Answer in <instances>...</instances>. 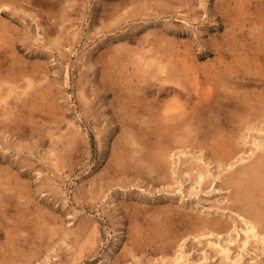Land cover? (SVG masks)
Returning <instances> with one entry per match:
<instances>
[{
  "label": "rangeland",
  "instance_id": "rangeland-1",
  "mask_svg": "<svg viewBox=\"0 0 264 264\" xmlns=\"http://www.w3.org/2000/svg\"><path fill=\"white\" fill-rule=\"evenodd\" d=\"M18 1H0V28L1 30L4 28L2 31L0 30V33L6 31L0 34V43L3 45L0 44V48L2 47L0 61H3V63L0 62V76H9L10 78H7L10 81H7L8 84L6 82L5 85L7 88L10 85L15 89L11 94L9 93V97L0 102V179L4 180V184L0 181V219L1 223H8L10 226L8 228L14 234L13 237H16V240H12L6 245L10 239L6 235L10 236V234L1 235L0 249L4 252L0 250V264H10L11 262V264H113L114 257L123 251L125 243L131 240L133 235L136 236L137 242L145 239L147 242L154 243L151 241L154 240L153 235L155 232L158 235L161 234L158 232V228H161V223L164 221L163 214H161L162 218L158 216L160 207L169 204L175 211L173 214L178 217L171 222L168 218L165 220L167 223L170 222L169 224L174 228L176 224L180 223V220H177L181 218L178 215L179 212H182L183 215L185 212H192L191 214L203 217H217L225 225L231 226V229L226 232L213 231L208 227L209 229L205 228V231L204 229L201 230L202 232L199 231V234L192 233L188 236L182 234L186 230L185 227L175 228L179 229V232L171 236L168 234L170 231L166 230L162 235L167 237L168 242L175 237L172 239L174 241H170L172 246L168 247L167 253H163L164 251L155 252L148 245L147 249L142 248L134 251L126 260H123L122 264H264V224H257L255 229L257 236L254 235L255 230L252 229V226L250 227L252 223L256 222V219L253 218L257 215L256 211L259 210V206L254 204L259 201L255 198L259 193L255 189L254 192H248L247 196L254 200V204L250 203L248 197L239 196L240 199L233 197L240 191L239 188L237 189V183L240 180L238 178L242 179L246 174L254 171V167H257L256 165L259 163L257 155H264V115L262 114L264 108V1ZM144 2L146 3L144 4ZM45 5L46 7H44ZM168 5L172 7L169 8ZM105 8L108 10L105 11ZM152 9L154 10L152 11ZM126 11L128 12L126 13ZM112 19L115 20V23L111 22ZM170 43L172 44L170 45ZM166 55L168 57L165 58ZM176 55L177 58H175ZM149 59L158 61L152 62L153 66H148L146 62ZM185 59L188 60V64ZM159 60L161 61L159 62ZM160 63L164 65L168 63L165 65L166 72L161 68L158 69ZM12 65L26 67L25 75L27 77L25 75L20 77L19 72L12 69L14 68ZM107 65L108 67H106ZM229 68L231 72H229ZM180 71H182V75ZM150 73L153 74L152 77L149 76ZM168 74L169 77L186 78V84H191L194 79H198L211 85L214 89L216 94L213 93L214 97L211 95L208 100L205 99V103L213 102L215 108L216 105L220 106L210 114L203 107L207 112L203 118L209 120L203 122L202 127L198 122L190 124L188 119L187 122L181 124L182 119L165 120L163 118L162 112L166 113L163 108L165 110L174 95L171 94L172 97L167 94L162 96L156 88L162 84L164 86L171 84L164 82ZM144 75L146 78L149 76L151 79H148L151 81L156 80L154 81L156 92L146 93L141 89V85L145 83ZM205 75L207 76L205 77ZM195 76L199 77L194 78ZM40 79H43L42 82ZM29 80L34 82L33 90L30 87L28 90ZM162 81L163 83H161ZM24 86L27 88V92L29 91L27 94H22L23 97L26 96L25 104L23 103L25 101H22L24 98L17 96V92L22 93V90L25 89ZM178 87L181 86L178 85ZM235 90L240 92H235ZM216 91L219 93L217 94ZM32 94L34 95L32 96ZM148 95L150 96L148 97ZM226 95L232 97L229 98ZM135 96H140L137 103L133 101ZM182 99L186 101V98ZM182 99L179 98L183 103ZM198 99V97L194 98L195 101ZM214 99L219 101L216 102ZM246 99H250V103ZM16 100L18 104H16ZM163 100L166 102L164 103ZM195 101L187 102L186 117L190 115L189 110L194 109L192 105ZM118 103L120 106H117ZM138 103L144 106L138 105ZM246 103H249L254 111V117L249 116L251 119L246 116L247 112L244 106ZM142 107L148 109H142ZM117 108L120 111H117ZM140 111L142 114L146 111L143 115L146 116L148 113L147 118L142 117ZM3 115L5 118L2 117ZM222 116L225 120L222 119ZM126 117L129 120L134 118L138 125L142 124L141 126L147 130H156V133L160 131L167 134L166 140L170 141L168 143L172 147V157H169L170 180L168 178H166L167 180H156L152 177L150 173H147L150 169L147 162L137 165L141 162L140 153H134V148L140 147L141 144L139 142L132 144V140H127L129 132L132 131L127 128L128 124L126 123L129 121ZM227 117L231 119H226ZM8 118L10 119L8 120ZM143 120H146L147 123ZM224 122L226 123L224 124ZM168 123H171L174 128L168 126ZM7 124H9L8 127ZM175 124L178 125L175 126ZM227 125H229L228 129ZM156 127L162 129H155ZM173 134L174 137H172ZM185 134L191 136V140ZM153 137L156 139L155 136ZM80 138L81 140H79ZM210 140L212 141L208 142ZM232 140L238 141V143ZM219 144L223 147L230 144L237 151V155L229 162V165L226 161L217 162L212 157L214 156L213 151L220 147ZM124 148H127L126 152H124ZM239 150L241 151L240 155H238ZM121 152L125 153L127 158H131L128 160L129 164L132 162L131 164L134 163L136 167L139 166L144 170L122 169L121 172H116L113 167L116 163L114 160L118 159ZM135 156L138 159L135 160ZM239 156L243 159L241 160ZM114 157L115 159L112 160ZM183 159L187 160L188 167L183 163L185 162ZM194 160L196 163L201 161L198 162L201 165L197 167ZM188 161L191 164L193 162L195 166L188 165ZM202 165L205 167L204 174L209 176L204 179L205 182L206 179L209 180L208 183H205V185L209 184L207 186L204 185V182L203 185L197 182L199 171L204 169ZM210 167L214 169L208 171ZM196 168H200V170ZM243 169L245 171L247 169L249 172L246 173L247 171L245 172ZM191 170L196 171L191 174ZM212 172L216 175L215 177ZM195 173H197L196 177H194ZM233 180L236 183L232 182ZM210 181L212 182L210 183ZM124 190L127 191L126 194ZM248 193L246 192V194ZM16 196L18 200L15 198ZM244 198L248 201H245ZM128 202H133V205L139 202L136 204L139 205V209L141 204L143 207L141 211H137L135 207L125 205ZM149 203H152L153 207ZM178 205L180 206L178 207ZM199 207L202 209L201 212ZM133 208L134 210H132ZM262 210L264 212V209ZM150 214H154V216L151 217ZM259 215L264 214L260 212ZM52 222L55 228L52 226ZM149 222L150 224H148ZM133 225H137V229ZM40 226L42 231L38 229ZM189 226V230L192 231L191 225ZM45 228L47 229L45 230ZM20 230L22 235L24 233V237H30V239L21 238V233L18 234ZM231 234L233 240H231ZM248 234H250L249 238ZM226 239L229 240V243ZM6 240L8 241L6 242ZM2 241L6 244H3ZM18 241L20 242L18 243ZM39 243H41L40 247ZM10 244L13 245L12 250H10ZM13 247H16L15 250ZM223 247L230 248L229 257L222 253ZM13 251L16 252L13 254ZM20 255L22 256L20 257ZM5 256L6 260L2 259ZM19 258H22L23 261Z\"/></svg>",
  "mask_w": 264,
  "mask_h": 264
},
{
  "label": "bare ground",
  "instance_id": "bare-ground-1",
  "mask_svg": "<svg viewBox=\"0 0 264 264\" xmlns=\"http://www.w3.org/2000/svg\"><path fill=\"white\" fill-rule=\"evenodd\" d=\"M0 1H3V0H0ZM20 1V0H19ZM18 1V2H19ZM38 1V0H37ZM75 1V0H74ZM134 1V0H133ZM264 1V0H263ZM16 2V1H15ZM23 2V1H22ZM26 2V1H25ZM39 2V1H38ZM45 2V1H44ZM50 2V1H49ZM58 2V1H57ZM128 2V1H127ZM131 2V1H130ZM148 2V1H147ZM150 2V1H149ZM74 3V2H73ZM76 3V2H75ZM78 3V2H77ZM122 3V2H121ZM132 3V2H131ZM146 2H144V4H145ZM160 3V2H159ZM166 3V2H165ZM14 4V3H13ZM21 4V3H20ZM28 4V3H27ZM51 4H52V2H51ZM70 4V3H69ZM126 4H128V3H126ZM153 4V3H152ZM8 5V4H7ZM43 5V4H42ZM47 5V4H46ZM46 5L44 6V7H46ZM57 5V4H56ZM71 5V4H70ZM109 5V4H108ZM112 5V4H111ZM117 5V7H118V3L116 4ZM122 5V4H121ZM40 6H41V4H40ZM115 6V5H114ZM151 6V5H150ZM171 6V5H170ZM261 6V5H260ZM1 7V6H0ZM15 7V6H14ZM32 7H33V5H32ZM35 7V6H34ZM53 7V6H52ZM123 7V6H122ZM146 7V6H145ZM168 7H169V5H168ZM172 7V6H171ZM171 7H169V8H171ZM2 8H3V6H2ZM7 8V7H6ZM48 8V7H47ZM54 8V7H53ZM58 8H60V7H58ZM62 8V7H61ZM74 8V7H73ZM78 8V7H77ZM150 8V7H149ZM162 8V7H161ZM168 8V9H169ZM9 9H10V7H9ZM8 9V10H9ZM55 9V8H54ZM1 10V9H0ZM7 10V9H6ZM108 10V8H105V11H107ZM118 10V9H117ZM126 10H128V9H126ZM145 10V9H144ZM149 10V9H148ZM154 9H152V11H153ZM156 10V9H155ZM165 10V9H164ZM170 10V9H169ZM17 11V10H16ZM48 11H49V9H48ZM60 11V10H59ZM159 11V10H158ZM14 12V11H13ZM56 12V11H55ZM122 12H123V10H122ZM125 12V11H124ZM128 11H126V13H127ZM139 12H140V10H139ZM150 12V11H149ZM166 12V11H165ZM172 12V11H171ZM15 13V12H14ZM57 13V12H56ZM70 13H71V11H70ZM109 13V12H108ZM1 14V13H0ZM55 14V13H54ZM68 14V13H67ZM113 14V13H112ZM125 14V13H124ZM172 14V13H171ZM5 15V14H4ZM122 15V14H121ZM55 16H57V15H55ZM65 17V16H64ZM70 17H71V15H70ZM69 17V18H70ZM4 18V17H3ZM15 19V18H14ZM73 19V18H72ZM108 19V18H107ZM128 19V18H127ZM142 19V18H141ZM68 20V19H67ZM74 20V19H73ZM134 20V19H133ZM136 20V19H135ZM75 21V20H74ZM113 21V23H115L114 21V19H112L111 20V22ZM13 22V21H12ZM117 22V21H116ZM119 22V21H118ZM237 22V21H236ZM2 24V23H1ZM111 24V23H110ZM135 24V23H134ZM241 24V23H240ZM132 25V24H131ZM143 25H145V24H143ZM170 25V24H169ZM15 26V25H14ZM138 26V25H137ZM130 28V27H129ZM4 29V28H3ZM2 29V30H3ZM135 29H136V27H135ZM0 30H1V28H0ZM1 30V31H2ZM9 30V29H8ZM12 30V29H11ZM16 30V29H15ZM113 30V29H112ZM129 30V29H128ZM177 30V29H176ZM0 31V32H1ZM107 31V30H106ZM161 31V30H160ZM6 32V31H5ZM5 32H2V33H0V34H3V33H5ZM9 32H10V30H9ZM8 32V33H9ZM176 32V31H175ZM8 33H6V34H8ZM115 33V32H114ZM117 33V32H116ZM10 34V33H9ZM12 34V33H11ZM107 34V33H106ZM134 34V33H133ZM1 36V35H0ZM113 36V35H112ZM131 36V35H130ZM133 36V35H132ZM158 36V35H157ZM8 37V36H7ZM136 37V36H135ZM159 37V36H158ZM157 37V38H158ZM164 37V36H163ZM3 38H4V36H3ZM10 39H12L11 37H9ZM133 38V37H132ZM146 38V37H145ZM1 39H2V37H1ZM139 39V38H138ZM137 39V40H138ZM156 39V38H155ZM163 39V38H162ZM5 40V39H4ZM133 40H134V38H133ZM135 40H136V38H135ZM150 40V39H149ZM11 41V40H10ZM9 41V42H10ZM146 41V40H145ZM154 41V40H153ZM164 41V40H163ZM8 42V43H9ZM19 42H20V40H19ZM150 42V41H149ZM1 44V43H0ZM4 44V43H3ZM14 44H16V43H14ZM144 44V43H143ZM152 44V43H151ZM163 44H165V43H163ZM172 43H170V45H171ZM191 44V43H190ZM2 45V44H1ZM22 45V44H21ZM152 45H154V44H152ZM156 45V44H155ZM158 45H160V44H158ZM158 45H157V47H158ZM178 45V44H177ZM3 46V45H2ZM19 46V45H18ZM164 46V45H163ZM176 46V45H175ZM192 46V45H191ZM213 46H215V45H213ZM146 47V46H145ZM217 47H218V45H217ZM2 48V47H1ZM0 48V49H1ZM15 48V47H14ZM17 48V47H16ZM118 48H121V47H118ZM154 48V47H153ZM161 48V47H160ZM177 48V47H176ZM176 48H174V49H176ZM188 48V47H187ZM191 48H193V47H191ZM216 48V47H215ZM7 49V48H6ZM9 49H11V48H9ZM150 49V48H149ZM162 49V48H161ZM171 49V48H170ZM207 49V48H206ZM217 49V48H216ZM221 49V48H220ZM3 50L5 51V49H4V47H3ZM12 50V49H11ZM22 50V49H21ZM154 50V49H153ZM157 50V49H156ZM166 50V49H165ZM203 50H204V48H203ZM217 50H219V49H217ZM155 51V50H154ZM161 51V50H160ZM176 51V50H175ZM174 51V52H175ZM179 51H180V49H179ZM186 51H188V50H186ZM185 51V52H186ZM210 51V50H209ZM15 52H17V51H15ZM153 52V51H152ZM159 52V51H158ZM158 52H156V53H158ZM166 52V51H165ZM164 52V53H165ZM208 52V51H207ZM13 53V52H12ZM18 53V52H17ZM154 53V52H153ZM153 53H151L152 55H153ZM160 53V52H159ZM181 53V52H180ZM189 54H190V52H188ZM163 54V53H162ZM170 54H172V53H170ZM178 54V53H177ZM183 54H185V53H183ZM0 55H1V51H0ZM4 55V54H3ZM11 55H14V54H11ZM105 55V54H104ZM179 55V54H178ZM4 56H7V55H4ZM8 56H9V54H8ZM163 56H164V54H163ZM172 57H174L173 55H171ZM181 56V55H180ZM185 56V55H184ZM184 56H183V59H184ZM187 56V55H186ZM192 56H193V54H192ZM153 57V56H152ZM155 57H156V55H155ZM166 57H168L167 55L165 56V58ZM179 57V56H178ZM182 57V56H181ZM197 57V56H196ZM164 58V59H165ZM175 58H177V55H176V57ZM180 58V57H179ZM187 58V57H186ZM190 58H192V57H190ZM189 58V59H190ZM2 59V58H1ZM6 59V58H5ZM13 59V58H12ZM158 59H159V56H158ZM162 59V58H161ZM168 59V58H167ZM181 59V58H180ZM9 60H10V58H9ZM113 60V59H112ZM163 60V59H162ZM173 60V59H172ZM175 60V59H174ZM191 60V59H190ZM34 61V60H33ZM155 59L153 60H151L150 61V59H149V61L147 60V65L148 66H153V64L155 63V62H157V61H155ZM161 60H159V62H160ZM175 61H177V60H175ZM185 61H186V63H187V61L188 60H186L185 59ZM192 61H193V59H192ZM196 61V60H195ZM0 62H2L3 63V61H0ZM10 62H12L11 60H10ZM97 62V61H96ZM108 62V61H107ZM152 62H154L153 64H152ZM171 62V61H170ZM109 63V62H108ZM112 63H113V61H112ZM172 63V62H171ZM181 63V62H180ZM32 64V63H31ZM31 64H30V67H31ZM38 64V63H37ZM45 64V63H44ZM168 63H165V65H167ZM188 64V63H187ZM7 65V64H6ZM156 65H157V63H156ZM164 64H161L160 63V67H158V69L159 68H161L162 69V71H164V72H166L167 70H166V66H165ZM183 65V64H182ZM181 65V66H182ZM192 65V64H191ZM13 66V65H12ZM175 66V65H174ZM178 66V65H177ZM180 66V67H181ZM14 67V66H13ZM106 67H108V65L106 66ZM187 67V66H186ZM186 67H185V69H186ZM25 68V69H24ZM33 68V67H32ZM31 68V69H32ZM110 68V67H109ZM174 68H176V67H174ZM6 69V68H5ZM12 69H14V71L16 70L17 72H19V75H20V77H21V75H25L26 73H27V69H26V67H20V66H16V67H14V68H12ZM22 69V70H21ZM39 69H41V68H39ZM113 69V68H112ZM170 69V68H169ZM173 69V68H172ZM181 69H183V68H181ZM193 69V68H192ZM198 69V68H197ZM2 70V69H1ZM9 70V69H8ZM114 70V69H113ZM153 70V69H152ZM175 70V69H174ZM180 70V69H179ZM191 70V69H190ZM194 70V69H193ZM31 71V70H30ZM178 71V70H177ZM183 71V70H182ZM182 71H180L181 72V75H182ZM184 71H186V70H184ZM192 71V70H191ZM115 72V71H114ZM149 72H151V70H149ZM160 72V71H159ZM180 72H177L178 74H180ZM187 72H189L188 70H187ZM195 72V71H194ZM229 72H231L230 71V68H229ZM107 73V72H106ZM153 73V72H152ZM201 73H203V72H201ZM235 73V72H234ZM12 74V73H11ZM16 74V73H15ZM183 74H185V73H183ZM192 74V73H191ZM195 74V73H194ZM17 75H18V73H17ZM37 75H38V73H37ZM114 75V74H113ZM116 75V74H115ZM119 75V74H118ZM152 75L153 74H149V76H151L152 77ZM193 75V74H192ZM231 75H232V73H231ZM26 77H27V75H25ZM30 76V75H29ZM34 76H36V75H34ZM147 76V75H146ZM148 76V78H150ZM159 76V75H158ZM170 75L168 74V76L167 77H165V79H164V82L166 81V82H169V83H171V84H168L169 86H164V84H162V85H160L159 86V88H156L157 89V91L159 90L160 92H159V94H162V96L163 95H170L171 97H172V95H174V98H173V100L171 101V102H167L168 103V105H166V107H165V110H164V108H163V111H165L166 113H164V112H162V114H163V118L166 120V119H169V120H179V119H182L181 120V124H183V123H185V122H187V119L189 120V123L190 124H193V123H196V122H198L199 123V126H203V122H208L207 120H209V119H204L203 118V116L204 115H206V113L207 112H205V109H207V111H208V113L210 114V113H214V111H215V109L216 108H219V106L220 105H216L217 107L215 108V105L214 104H212V103H208V104H206L205 103V99L206 100H208V97H211V95L214 93V89L211 87V85H209V84H205L204 83V81H200V80H198V79H194L192 82H191V84H186V82H185V79L186 78H182V77H178V78H175V77H169ZM197 76V75H196ZM194 77V78H198V77ZM207 75H205V77H206ZM233 76V75H232ZM6 77V76H5ZM5 77H2V76H0V102H3L7 97H9V93L11 94V92H13L15 89H14V87L13 86H8V88H7V86L5 85V83L7 82V81H10V80H8V78H10L9 76H7L6 78ZM37 77V76H36ZM46 77V76H45ZM144 77H145V75H144ZM157 77V76H156ZM190 77V76H189ZM220 77V76H219ZM14 78V77H13ZM148 78H144L145 80V83L144 84H142L141 85V89L143 90V91H145L146 93H150V92H152V93H154V92H156L155 91V87H154V85L156 84L154 81H156V80H153V81H151L150 79H148ZM155 78V77H154ZM164 78V77H163ZM192 78V77H191ZM7 79V80H6ZM37 79V78H36ZM43 79H46V78H43ZM43 79H40L41 81L40 82H42V80ZM200 79V78H199ZM222 79V78H221ZM23 80V79H22ZM25 80H26V78H25ZM34 80V79H33ZM33 80H29V82H28V84H27V87H28V90H29V87L32 89V87H34L35 85H34V82H33ZM214 80H216V79H214ZM16 81V80H15ZM15 81H13L14 83H15ZM18 81V80H17ZM16 81V82H17ZM38 82H39V80H37ZM186 81H187V79H186ZM13 82H11V83H13ZM114 82V81H113ZM138 82H139V80H138ZM218 82V81H217ZM25 83V82H24ZM161 83H163V81L161 82ZM187 83H189V82H187ZM7 84H8V82H7ZM16 84V83H15ZM38 84H40V83H38ZM38 84H37V86H38ZM159 84H160V82H159ZM166 84V83H165ZM4 85H5V87H4ZM13 85V84H12ZM19 85V84H18ZM25 85V84H24ZM42 85V84H41ZM175 85H177V86H175ZM178 85H180L181 87H178ZM229 85V84H228ZM26 86V85H25ZM24 86V87H25ZM219 86V85H218ZM41 87V86H40ZM44 87V86H43ZM139 87H140V85H139ZM169 87H171V88H169ZM233 87V86H232ZM217 88V87H216ZM234 88V87H233ZM232 88V89H233ZM36 89V88H35ZM171 89V90H170ZM218 89V88H217ZM216 89V90H217ZM33 90V89H32ZM45 90V89H44ZM222 90V89H221ZM221 90H219V91H221ZM135 91V90H134ZM141 91V90H140ZM223 91H224V89H223ZM222 91V92H223ZM29 92V91H28ZM27 92V88L25 87V89L24 90H22V93L19 91V92H17L18 94H17V96H18V98H22L23 96H22V94L23 93H28ZM35 92V91H34ZM46 92H48V91H46ZM144 92V93H145ZM217 92V91H216ZM235 92H240V91H236L235 90ZM37 93V92H36ZM45 93V92H44ZM119 93V92H118ZM123 93H124V91H123ZM136 93V92H135ZM151 93V94H152ZM158 93V92H157ZM157 93H156V95H157ZM219 92H217V94H218ZM224 93H225V91H224ZM31 94V93H30ZM51 94V93H50ZM150 94V95H151ZM172 94V95H171ZM216 93H214V95H215ZM221 94V93H220ZM227 94V93H226ZM24 95V94H23ZM34 94H32V96H33ZM36 95V94H35ZM37 95H39V93H37ZM42 95V94H41ZM44 95V94H43ZM142 95V94H141ZM147 95V94H146ZM145 95V96H146ZM150 95H148V97L150 96ZM223 95V94H222ZM231 95V94H230ZM12 96V95H11ZM10 96V97H11ZM213 96V95H212ZM227 96V95H226ZM238 96V95H237ZM26 97V96H25ZM25 97H23L24 99H22V101L24 100L25 102H23L24 104L26 103V100H25ZM38 97V96H37ZM43 97V96H42ZM45 97V96H44ZM132 97V96H131ZM161 97V96H160ZM170 97V98H171ZM195 97H198L199 99L197 100V101H195L194 100V98ZM214 97V96H213ZM219 97H221V95H219ZM227 97H229V96H227ZM230 97H232V96H230ZM229 97V98H230ZM32 98H34V97H32ZM87 98V97H86ZM85 98V99H86ZM119 98V97H118ZM139 98H140V96H135L134 98H133V101H134V103L136 102L137 103V101L139 102ZM179 98L180 99H182V98H186V101H184L185 99H182L183 100V103L181 102V100H179ZM248 98V97H247ZM27 99V98H26ZM36 99V98H35ZM88 99V98H87ZM127 99V98H126ZM147 99V98H146ZM158 99V98H157ZM164 99V98H163ZM169 99V98H168ZM168 99H166V101H168ZM223 99V98H222ZM222 99H220V100H222ZM225 99V98H224ZM236 99V98H235ZM31 100V99H30ZM119 100H120V98H119ZM125 100V99H124ZM150 100H154V99H150ZM149 100V101H150ZM160 100H161V98H160ZM226 100V99H225ZM237 100V99H236ZM239 100V99H238ZM247 100V99H246ZM17 101V100H16ZM36 101V100H35ZM39 101V100H38ZM140 101H141V99H140ZM148 101V100H147ZM146 101V102H147ZM157 101V100H156ZM164 101V100H163ZM162 101V102H163ZM166 101H164V103L166 102ZM192 101H195L194 102V105H192L193 107H194V109H188L190 112V115L189 116H185V114H186V109L185 108H187V107H185V106H188V104H187V102H192ZM214 101H219V100H215L214 99ZM248 102L250 101V99L249 100H247ZM7 102V101H6ZM6 102H5V104H6ZM33 102V101H32ZM119 103H120V101H118ZM122 102H123V100H122ZM121 102V103H122ZM129 102V101H128ZM144 102H145V99H144ZM152 103H153V101H151ZM158 102V101H157ZM156 102V103H157ZM209 102V101H208ZM239 102V101H238ZM10 103V102H9ZM20 103V102H19ZM22 103V102H21ZM20 103V104H21ZM30 103V102H29ZM39 103V102H38ZM119 103L117 104V106H120L119 105ZM193 103V102H192ZM223 103V102H222ZM231 103V102H230ZM240 103V102H239ZM242 103V102H241ZM250 103V102H249ZM249 103H246L244 106H245V110H246V116H250L251 118H252V116H253V110H252V108L249 106L250 104ZM16 104H18V101H17V103ZM34 104H35V102H34ZM126 104H127V102H126ZM146 104V103H145ZM238 104V103H237ZM0 105H1V103H0ZM32 105V104H31ZM138 105H141L140 103H138ZM143 105V104H142ZM141 105V106H142ZM146 105H148V104H146ZM152 105V104H151ZM165 105V104H164ZM229 105H231V104H229ZM239 105V104H238ZM253 105V104H252ZM10 106V105H9ZM15 106V105H14ZM116 106V107H117ZM129 106V105H128ZM144 106V105H143ZM152 106H154V105H152ZM190 106H191V104H190ZM222 106V105H221ZM1 107V106H0ZM6 107V106H5ZM24 107V106H23ZM203 107L205 108V109H203ZM234 107V106H233ZM237 107V106H236ZM119 108V107H118ZM118 108H117V111H120V110H118ZM122 108V107H121ZM133 108V107H132ZM137 108V107H136ZM141 108V107H140ZM144 107H142V109H143ZM145 108H147V107H145ZM144 108V109H145ZM154 108V107H153ZM232 108V107H231ZM244 108V107H243ZM12 109V108H11ZM31 109V108H30ZM148 109V108H147ZM146 109V110H147ZM224 109V108H223ZM242 109V108H241ZM254 109V108H253ZM3 110V109H2ZM140 110V109H139ZM156 110V109H155ZM154 110V111H155ZM159 110V109H158ZM222 110V109H221ZM243 110V109H242ZM12 111V110H11ZM126 111V110H125ZM134 111V110H133ZM148 111H150V110H148ZM152 111V110H151ZM220 111V110H219ZM228 110H226V112H227ZM236 111V110H235ZM18 112V111H17ZM24 112V111H23ZM34 112V111H33ZM123 112V111H122ZM127 112V111H126ZM142 111H140V113H141ZM144 112H146V111H144ZM144 112H143V114H144ZM230 112V111H229ZM239 112V111H238ZM6 113V112H5ZM121 113V112H120ZM119 113V114H120ZM150 113V112H149ZM155 113V112H154ZM228 113V112H227ZM231 113V112H230ZM13 114H15L14 112H13ZM32 114V113H31ZM128 114V113H127ZM136 114V113H135ZM142 114V113H141ZM142 114V115H143ZM148 114V113H147ZM147 114H146V116L145 115H141L142 117H144L145 116V118H147ZM260 114H261V112H260ZM262 114L264 115V108L262 109ZM18 115V114H17ZM30 115V114H29ZM124 115V114H123ZM131 115H132V112H131ZM130 115V116H131ZM138 115V114H137ZM149 115V114H148ZM159 115V114H158ZM188 115V114H187ZM229 115V114H228ZM239 116H241L240 114H238ZM237 115V116H238ZM256 115V114H255ZM120 116V115H119ZM125 116V115H124ZM128 116V115H127ZM151 116H153V115H151ZM209 116H211V115H209ZM221 116V115H220ZM227 116V115H226ZM258 116V115H257ZM3 118H5L4 117V115L2 116ZM31 117V116H30ZM132 117V116H131ZM155 117H157V116H155ZM212 117V116H211ZM249 117V118H250ZM254 117V116H253ZM126 118H128V117H126ZM125 118V119H126ZM139 119H140V117H138ZM144 118V119H145ZM149 118H151V117H149ZM148 118V119H149ZM154 118V117H153ZM215 118H217V117H215ZM238 118V117H237ZM250 118V119H251ZM259 118V117H258ZM10 118H8V120H9ZM123 119V118H122ZM142 119V118H141ZM155 119V118H154ZM154 119H153V121H154ZM222 119H224L223 118V116H222ZM226 119H231V118H226ZM235 119V118H234ZM250 119H249V121H250ZM6 120V119H5ZM8 120H7V122H8ZM12 120V119H11ZM17 120V119H16ZM147 120V119H146ZM146 120H143V121H145L146 122ZM160 120V119H159ZM212 120V119H211ZM216 120V119H215ZM225 120V119H224ZM128 121H129V123H126V124H128L127 125V128H129L132 132H129L130 133V135L127 137V140H129V141H131L132 142V144H133V142H136V143H140L141 145H140V147H135L134 148V153H140V163H137V165L139 164V165H143V164H145L146 162H147V165L148 166H150V169L148 170V172L147 173H150L151 175H152V177H154V178H156V180L158 179H163V180H165L166 178H168V180H170V174H169V157L171 156L172 157V155H171V151H172V147H170L169 146V143H168V141L169 140H166L167 138H166V136H167V134L166 133H164L163 132V130H162V132L163 133H161L159 130H161L160 128H155V129H159V130H157V131H159V132H155V131H151V130H147L146 128H144V127H142L141 125H138L137 124V122H136V120L134 119V118H132V119H130L129 120V118H128ZM142 121V122H143ZM149 121V120H148ZM217 121V120H216ZM3 122V121H2ZM6 122V121H5ZM140 122V121H139ZM165 122V121H164ZM168 122H170V121H168ZM177 122V121H176ZM179 122V121H178ZM193 122V123H192ZM202 122V123H201ZM243 122V121H242ZM241 122V123H242ZM19 124H20V122H18ZM147 123V122H146ZM152 123V122H151ZM173 123V122H172ZM210 123V122H209ZM226 122H224V124H225ZM231 123V122H230ZM244 123H246V122H244ZM126 124L124 123V126H126ZM145 124V123H144ZM156 124V123H155ZM157 124H159V123H157ZM180 124V123H179ZM8 125L9 124H7V127H8ZM11 125H13V124H11ZM18 125V124H17ZM22 125V124H21ZM123 125V124H122ZM148 125V124H147ZM162 125V124H161ZM168 126H170V127H173L174 128V126L173 125H171V123L169 124H167ZM178 124H175V126H177ZM24 126V125H23ZM153 126V125H152ZM163 126V125H162ZM182 126V125H181ZM186 126V125H185ZM213 126V125H212ZM215 126V125H214ZM225 126V125H224ZM228 126L229 125H227L226 127H227V129H228ZM16 127V126H15ZM18 127V126H17ZM166 127V126H165ZM189 127V126H188ZM230 127H231V125H230ZM234 127V126H233ZM11 128V127H10ZM14 128V127H13ZM176 128V127H175ZM180 128V127H179ZM193 128V127H192ZM217 128V127H216ZM18 129H19V127H18ZM23 129V128H22ZM191 129V128H190ZM196 129V128H195ZM223 129V128H222ZM20 130V129H19ZM165 130V129H164ZM168 130V129H167ZM179 130V129H178ZM183 130H184V128H183ZM216 130V129H215ZM171 131V130H170ZM170 131H168V132H170ZM196 131V130H195ZM194 131V132H195ZM204 131V130H203ZM207 131V130H206ZM205 131V132H206ZM209 132V131H208ZM211 132V131H210ZM209 132V133H210ZM217 132V131H216ZM216 132H214V133H216ZM219 132V131H218ZM155 133V134H154ZM172 133H173V131H172ZM175 133V132H174ZM192 133H193V131H192ZM196 133V132H195ZM213 133V134H214ZM154 134V135H153ZM177 134V133H176ZM180 134V133H179ZM169 135H170V133H169ZM168 135V136H169ZM186 136L188 135V134H185ZM208 135V134H207ZM228 135V134H227ZM153 136H155V138L156 139H154V137ZM181 136V135H180ZM195 136V135H194ZM203 136V135H202ZM229 136V135H228ZM172 137H174V134L172 135ZM180 138V137H179ZM187 138H190V140H191V136H187ZM201 138V137H200ZM213 138V137H212ZM211 138V139H212ZM218 138H219V136H218ZM234 138V137H233ZM232 138V139H233ZM78 139V138H77ZM182 139V138H181ZM215 140H216V137L214 138ZM79 140H81V138L79 139ZM220 140H221V138H220ZM228 140H229V138H228ZM227 140V141H228ZM234 140H235V138H234ZM236 140H237V138H236ZM76 141V140H75ZM186 141H188V140H186ZM185 141V142H186ZM194 141V140H193ZM192 141V142H193ZM212 140H210V141H208V142H211ZM226 141V142H227ZM233 141V140H232ZM170 142V141H169ZM233 142H237L238 143V141H233ZM174 143H176V142H174ZM206 143V142H205ZM237 143H235V144H237ZM77 144V146H78V143H76ZM178 144V143H177ZM225 144V143H224ZM223 144V145H224ZM135 145V144H134ZM179 145H182L181 143H179ZM198 145V144H197ZM203 145V144H202ZM220 145V144H219ZM132 146V145H131ZM136 146V145H135ZM199 146V145H198ZM209 146H211V145H209ZM203 147V146H202ZM214 147V146H213ZM233 147H234V145H233ZM76 148V147H75ZM200 148V147H199ZM235 148H236V146H235ZM240 148V147H239ZM259 148V147H258ZM126 150H127V148H124V152H126ZM202 150H204V149H202ZM120 151V150H119ZM131 151V150H130ZM240 151V150H239ZM77 152V151H76ZM212 152V151H211ZM214 156H212V157H214L216 160H217V162H221V161H226V163H228V165H229V162H231L232 161V159L237 155V151L234 149V148H232L231 147V145L229 144V146L227 145V146H225V147H223V146H221L220 145V147H218V148H216L214 151ZM244 152H246V151H244ZM239 153H241V151L240 152H238V155H240ZM77 154V153H76ZM121 155H118V159L117 160H114L115 159V157L112 159V160H114V161H116V163L113 165V167H114V170L117 172V171H119V172H121L122 171V169H125V170H129V169H136L135 171H143L144 169H142L141 167H136L135 165L136 164H129V161L128 160H130L131 158H127L126 157V155H124L125 153H123L122 154V152L120 153ZM127 154V153H126ZM130 154V153H129ZM175 154V153H174ZM213 154V153H212ZM264 154V153H263ZM244 155V154H243ZM259 155V154H258ZM257 155V158L259 159L258 160V165H256L257 167H254V171L252 170V172H250V174L248 173L249 171L246 169V171H245V169H243L246 173H248V175L246 174L242 179L241 178H238V179H240L239 181H238V183H237V189L238 190H240L239 191V194H236V196H234L233 195V197H236V198H238V199H240L239 198V196H245V197H248L247 195H249V191H255V190H257L258 191V193H259V195H256L257 197H255V195H253V197H255V198H257L259 201H258V203L256 202V204H254V200H252V199H250L249 197H248V199H249V201H250V203L252 202V204H254V205H256V206H259V210L258 211H260V209H261V211L260 212H262L263 214H264V212H263V210L262 209H264V204H263V202H264V186L262 187V185H264V155H261V156H258ZM113 156V155H112ZM68 158H70V157H68ZM133 158V157H132ZM135 158V160L136 159H138L136 156L134 157ZM202 158V157H201ZM204 158V157H203ZM239 158L241 159V157L239 156ZM199 160H200V157L198 158ZM237 159V158H236ZM239 159V160H240ZM242 159H243V157H242ZM241 159V160H242ZM184 160V159H183ZM182 160V161H183ZM191 160V159H190ZM193 160V159H192ZM191 160V161H192ZM204 160H205V158H204ZM238 160V159H237ZM257 160V159H256ZM185 161V160H184ZM187 161V160H186ZM186 161L185 162H183L185 165H186V167H188L187 166V163H186ZM190 161V162H191ZM206 161V160H205ZM27 162V161H26ZM171 162V164H172V161H170ZM194 163H196L195 162V160L193 161ZM193 162H192V164L191 163H189V161H188V165H192V166H195V165H193ZM199 163L201 162V161H198ZM198 162L196 163V165H198L197 167H199V165H201V164H198ZM234 162V161H233ZM59 163V162H58ZM57 163V164H58ZM207 163V162H206ZM223 163V162H222ZM235 163H236V161H235ZM220 164V163H219ZM234 164V163H233ZM256 164V163H255ZM129 165V166H128ZM221 165V164H220ZM227 165V166H228ZM64 166V165H63ZM192 166H191V168H192ZM203 166V165H202ZM202 166H201V168H202ZM207 166V165H206ZM219 166V165H218ZM224 166V165H223ZM233 166V165H232ZM254 166V165H253ZM204 167V166H203ZM220 167V166H219ZM145 168H146V166H145ZM195 168V167H194ZM196 169H199L200 170V168H196ZM214 169V168H213ZM211 167H210V170H208V171H211V170H213ZM234 169V168H233ZM232 169V170H233ZM253 169V168H252ZM184 171H185V169H183ZM198 170V171H199ZM250 171H251V169H249ZM9 171V170H8ZM180 171V170H179ZM192 171V170H191ZM193 171H196V170H193ZM193 171L192 172H190L191 174L193 173ZM204 171H205V167H204V169H202V170H200L199 172V174L197 175L198 176V180H197V182L199 183V184H201V185H203V182H204V185H205V183H208L209 182V180L208 179H206V182L204 181V179L206 178V176L207 175H205L204 174ZM153 172H155V174H153ZM171 172V171H170ZM217 172H218V170H217ZM220 172V171H219ZM234 172V171H233ZM189 173V172H188ZM211 173V172H210ZM221 173H223L222 171H221ZM221 173H218L219 175L221 174ZM242 173H243V171H242ZM124 174V173H123ZM150 174H148V175H150ZM196 174L197 173H195V175H194V177H196ZM212 174H213V172H212ZM232 174V173H231ZM4 175V174H3ZM187 175V174H186ZM189 175V174H188ZM214 175V174H213ZM190 176V175H189ZM216 175H214V177H215ZM234 176V175H233ZM241 176V175H240ZM3 177V176H2ZM191 177H192V175H191ZM193 177V178H194ZM208 178H209V176H207ZM5 178V177H4ZM9 178V177H8ZM171 178H173V177H171ZM192 178V179H193ZM233 178V177H232ZM195 179V178H194ZM193 179V180H194ZM212 179V178H211ZM215 179V178H214ZM234 179V178H233ZM167 180V179H166ZM173 180V179H172ZM208 180V181H207ZM0 181H1V179H0ZM195 181V180H194ZM230 181H231V179H230ZM1 182H3L2 184H4V180L3 181H1ZM212 181H210V183H211ZM232 182H234V183H236L235 182V180H233ZM194 183H196V182H194ZM227 185H228V183H226ZM103 185V184H102ZM207 185H209V184H206L205 186H207ZM230 185V184H229ZM5 186V185H4ZM195 186V185H194ZM6 187V186H5ZM4 187V188H5ZM9 187H11V186H9ZM100 187V186H99ZM196 187H199V186H196ZM10 189V188H9ZM8 189V190H9ZM99 189V188H98ZM102 189V188H101ZM233 189V188H232ZM236 189V190H237ZM255 189V190H254ZM93 190H95V189H93ZM6 191H7V189H6ZM13 191V190H12ZM125 191V190H124ZM8 192V191H7ZM126 192L127 191H125V194H126ZM246 192L248 193V194H246ZM2 193V192H1ZM97 193V192H96ZM95 193V194H96ZM135 193V192H134ZM238 193V192H237ZM3 194V193H2ZM1 194V195H2ZM240 194H243V195H240ZM252 194V193H251ZM254 194V193H253ZM11 195H13V194H11ZM18 195V194H17ZM124 195V194H123ZM122 195V196H123ZM238 195V196H237ZM21 196H23V195H21ZM133 196V195H132ZM10 197H12V196H10ZM113 197V196H112ZM111 197V198H112ZM124 197V196H123ZM148 197V196H147ZM14 198V197H13ZM15 198H17V196L15 197ZM22 198V197H21ZM131 198V197H130ZM112 199H114V198H112ZM111 199V200H112ZM245 199V201L247 200L248 201V199H246V198H244ZM17 200H18V198H17ZM23 200V199H22ZM22 200H20L21 202H22ZM86 200V199H85ZM129 200V199H128ZM256 200V199H255ZM14 201V200H13ZM12 201V202H13ZM88 201V200H87ZM138 201V200H137ZM147 201V200H146ZM257 201V200H256ZM1 202V201H0ZM8 202V201H7ZM113 202V201H112ZM125 202V201H124ZM123 202V203H124ZM136 202V201H135ZM24 203V202H23ZM137 203H139V202H137ZM136 203V204H137ZM26 204V203H25ZM134 203L133 202H131V203H125V205H130V207L132 206V207H135L136 209L135 210H137V211H141V209H142V207H143V204H141V207H140V209H139V205H133ZM150 204V203H149ZM166 204V203H165ZM251 204V205H252ZM3 205V204H2ZM12 205V204H11ZM151 206H152V203L150 204ZM159 205V204H158ZM170 205V204H169ZM162 206V207H160V211H159V214H158V216H160L161 217V214H163L164 215V217H163V219H164V221L161 223V228H158L159 230H158V232H160L161 234L160 235H158V233H156L155 232V234L153 235V239L154 240H151L152 242H154V243H151V242H147L145 239H143V241L141 240V241H139V242H137V240H136V236L135 235H133V234H131V235H133L132 236V239L131 240H128L126 243H125V246H124V249H122L123 251L121 252V253H119V254H117L115 257H114V259H113V264H122L123 263V260H126L127 258H128V256L130 255V254H133V252L134 251H137L138 249H142V248H146L147 249V246L148 245H150L152 248H153V250L155 251V252H158V251H164L163 253H167V251H168V247H171L172 246V243L170 242L173 238H175V237H173L172 239H170V241L168 242L167 241V237H165V235H162L163 234V232L164 231H166V230H168V232L170 231V233H168V234H170V236L171 235H174V233H177V232H179V229H181V228H184L185 227V231L182 233L183 234V236H188V234H192V233H198L199 231H201L202 229H204V231H205V228H210L211 230H213V231H225L226 232V230H229V229H231L230 227H229V225H225L219 218H217V217H203V216H200V215H195V214H191V213H186L185 212V214L183 215V213L181 212H179V217H181V218H179V219H177V220H180V223L179 224H176L175 225V228H179V229H175L174 228V226H172L171 224H169L171 221H173V220H176V218L178 217H176L173 213L175 212L174 211V209L172 208V205L171 206ZM181 205V204H180ZM180 205H178V207L180 206ZM6 206H8V205H6ZM15 206V205H14ZM127 206H125V207H127ZM161 206V205H160ZM255 206V207H256ZM20 207V206H19ZM18 207V208H19ZM25 207V206H24ZM153 207V206H152ZM155 208H156V205H155ZM181 208V207H180ZM200 208V212H201V207H199ZM254 208V207H253ZM3 209V208H2ZM14 209V208H13ZM26 209H27V207H26ZM25 209V210H26ZM144 209V208H143ZM146 209V208H145ZM144 209V210H145ZM177 210L176 211H178V208H176ZM255 209V208H254ZM5 210V209H4ZM19 210V209H18ZM132 210H134V208L132 209ZM143 210V211H144ZM158 210V209H157ZM181 210V209H180ZM11 211V210H10ZM142 211V212H143ZM218 211V210H217ZM256 211V210H255ZM258 211H256V213H257V215L255 216V218H253L254 220L256 219V222L255 221H253V222H255V224L254 223H252L251 225H250V227L252 226V229L253 230H255L256 228H257V224L258 223H263L264 224V215H259L260 214V212H258ZM5 212V211H4ZM134 212H136V211H134ZM146 212V211H145ZM188 212V211H187ZM203 212V211H202ZM2 213V212H1ZM7 213V212H6ZM16 213V212H15ZM14 213V214H15ZM49 213V212H48ZM138 213V212H137ZM3 214V213H2ZM19 214V213H18ZM23 214V213H22ZM47 214V213H46ZM134 214V213H133ZM155 214V213H154ZM154 214H152L153 216H154ZM223 214V213H222ZM42 215V214H41ZM139 215V214H138ZM151 215V214H150ZM151 215V217H153ZM156 215V214H155ZM186 215V216H185ZM209 215V214H208ZM48 216V215H47ZM56 216V215H55ZM130 216V215H129ZM135 216V215H134ZM140 216V215H139ZM212 216V215H211ZM16 217V216H15ZM40 217V216H39ZM159 217V218H160ZM22 218V217H21ZM32 218V217H31ZM136 218V217H135ZM156 218V217H155ZM162 218V217H161ZM165 218H168V219H170V222L169 223H167L166 221L167 220H165ZM3 219V218H2ZM15 219V218H14ZM34 219V218H33ZM132 219V218H131ZM146 219V218H145ZM221 219H222V217H221ZM12 220V219H11ZM35 220V219H34ZM33 220V221H34ZM38 220V219H37ZM48 220V219H47ZM47 220H46V222H47ZM136 220V219H135ZM142 220H144V219H142ZM142 220H141V222H142ZM23 221H24V219H23ZM32 221V220H31ZM45 221V220H44ZM52 221V220H51ZM157 221V220H156ZM162 221V220H161ZM249 221V220H248ZM252 221V220H251ZM4 222V221H3ZM7 222V221H6ZM45 222V223H46ZM130 222H133V221H130ZM146 222V221H145ZM148 222V221H147ZM146 222V223H147ZM154 222V221H153ZM250 222V221H249ZM26 223V222H25ZM34 223V222H33ZM32 223V224H33ZM89 223V222H88ZM135 223V222H134ZM145 223V224H146ZM157 223H158V221H157ZM38 224V223H37ZM81 224V223H80ZM136 224H138V223H136ZM148 224H150V222L148 223ZM24 225V224H23ZM39 225H40V223H39ZM50 225V224H49ZM131 226H132V224H130ZM147 225V224H146ZM159 225V227H160V223L158 224ZM189 225H191V230L192 231H190L189 230V228H190V226ZM35 226H37V225H35ZM52 226L54 227V224H53V222H52ZM96 226V225H95ZM8 227H10V226H8V223H1V219H0V237H1V235L3 236V234L5 233H7V234H10V236L9 235H6V236H8V237H10V239H8L9 240V242L6 244L5 242L3 243V241H2V243L3 244H6V245H8L9 243H11L12 242V240H16V237L14 236L13 237V235L14 234H12V231H11V229H9ZM12 227V226H11ZM15 227H16V225H15ZM17 227H19V226H17ZM25 227V226H24ZM23 227V228H24ZM50 227H51V225H50ZM97 227V226H96ZM130 227V226H129ZM133 227H136V229H137V225L136 226H134L133 225ZM138 227H139V225H138ZM149 227V226H148ZM147 227V228H148ZM150 227H153V226H150ZM155 227H156V225H155ZM55 228V227H54ZM144 228V227H143ZM208 228V229H209ZM19 229V228H18ZM26 229V228H25ZM39 229V231H42L43 229L41 228V226L38 228ZM47 228H45V230H46ZM97 229V228H96ZM29 230V229H28ZM92 230V229H91ZM145 230V229H144ZM146 230H148V229H146ZM34 231V230H33ZM175 231V232H174ZM247 231V230H246ZM249 231V230H248ZM256 231L257 230H255V233H254V235H256L257 236V234H256ZM15 232V231H14ZM17 232V231H16ZM28 232V231H27ZM36 232H37V230H36ZM46 232V231H45ZM55 232H57V231H55ZM60 232V231H59ZM134 232V231H133ZM132 232V233H133ZM137 232H138V230H137ZM172 232V233H171ZM202 232V231H201ZM235 232H236V230H235ZM253 232V231H252ZM21 233V230H20V232H18V234H20ZM44 233V232H43ZM51 233V232H50ZM53 233V232H52ZM135 233V232H134ZM141 233V232H140ZM144 233V232H143ZM149 233V232H148ZM153 233V232H152ZM151 233V234H152ZM232 234H233V232H231ZM237 233V232H236ZM235 233V234H236ZM38 234H39V232H38ZM98 234V233H97ZM145 234V233H144ZM143 234V235H144ZM168 234H166V235H168ZM199 234V233H198ZM232 234H231V236H232ZM16 235V234H15ZM30 235V234H29ZM36 236H37V234H35ZM34 235V236H35ZM93 235V234H92ZM150 235V234H149ZM162 235V236H161ZM203 235V234H202ZM17 236V235H16ZM32 236V235H31ZM178 236V235H177ZM200 236H201V234H200ZM22 237H24V233H23V235H22V233H21V238ZM40 237H42V235H40ZM250 237V234H248V238ZM6 238V237H5ZM25 238V240H29L30 239V237H24ZM48 238H50L49 237V235H48ZM53 238V237H52ZM138 238V237H137ZM7 239V238H6ZM44 239V238H43ZM88 239V238H87ZM152 239V238H151ZM8 240H6V242L8 241ZM25 240H23L24 242H25ZM32 240V239H31ZM30 240V241H31ZM39 240V239H38ZM51 240V239H50ZM148 240V239H147ZM181 240V239H180ZM227 240V242L229 243V240L228 239H226ZM231 240H233V236H232V239ZM20 241H22L21 239H20ZM20 241H18V243L20 242ZM34 241V240H33ZM43 241V240H42ZM54 241V240H53ZM172 241H174V240H172ZM37 242V241H36ZM46 242V241H45ZM86 242V241H85ZM180 242V241H179ZM17 243V242H16ZM15 243V244H16ZM21 243H23V242H21ZM31 243V242H30ZM53 243V242H52ZM90 243H91V241H90ZM175 243V242H174ZM247 243V242H246ZM3 244H2V247H3ZM27 244H28V242H27ZM35 244V243H34ZM46 244V243H45ZM154 244V245H153ZM11 245V244H10ZM9 245V247H10V250H12L11 249V247L13 246V245H11L10 246ZM20 245V244H19ZM30 245V244H29ZM36 245V244H35ZM40 245H41V243H39V247H40ZM84 245H87V244H84ZM17 246V245H16ZM26 246V245H25ZM31 246V245H30ZM44 246V245H43ZM18 247V246H17ZM47 247V246H46ZM0 248H1V245H0ZM7 248H8V246H7ZM16 248V247H15ZM15 248L13 247V250H15ZM28 248V247H27ZM83 248V247H82ZM81 248V249H82ZM85 248V247H84ZM19 249V248H18ZM17 249V250H18ZM23 249V251H24V248H22ZM21 249V250H22ZM47 249V248H46ZM136 249V250H135ZM0 250H2V249H0ZM28 250V249H27ZM36 250V249H35ZM152 250V249H151ZM152 250V251H153ZM172 250H173V248H172ZM3 252H4V250H2ZM7 251V250H6ZM5 251V252H6ZM20 251V250H19ZM29 251V250H28ZM42 251H43V249H42ZM16 252V251H15ZM14 251H13V254L15 253ZM18 252V251H17ZM24 252H26V251H24ZM40 252V251H39ZM2 253V252H1ZM7 253V252H6ZM175 253H176V251H175ZM222 253H225V255H227L228 257H229V255H230V248L229 247H223L222 248ZM10 254H11V252H10ZM12 254V255H13ZM21 254V253H20ZM22 254H23V252H22ZM35 254V253H34ZM115 254V253H114ZM160 254V253H159ZM16 255V254H15ZM18 255V254H17ZM39 255V254H38ZM83 255V254H82ZM167 255V254H166ZM22 255H20V257H21ZM170 256V255H169ZM168 256V257H169ZM8 257H9V255H8ZM17 257V256H16ZM25 257H26V253H25ZM165 257V256H164ZM109 258H110V256H109ZM2 259H5L6 260V256L4 257V258H2ZM15 259V258H14ZM18 259V258H17ZM22 260V258H19V260ZM31 259H33V258H31ZM26 260H27V258H26ZM34 260V259H33ZM110 260V259H109ZM13 261V260H12ZM23 261V260H22ZM6 262V261H5ZM8 262V261H7ZM11 262V261H10ZM20 262V261H19ZM25 262V261H24ZM33 262V261H32ZM111 262V261H110ZM12 263V262H11ZM10 263V264H11ZM21 263V262H20ZM264 263V262H263ZM14 264H18V263H14ZM25 264V263H24Z\"/></svg>",
  "mask_w": 264,
  "mask_h": 264
}]
</instances>
